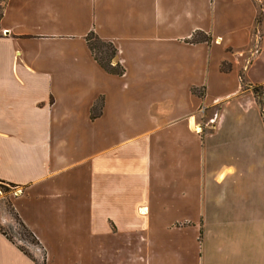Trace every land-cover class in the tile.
<instances>
[{
    "label": "crops",
    "instance_id": "0c3cea01",
    "mask_svg": "<svg viewBox=\"0 0 264 264\" xmlns=\"http://www.w3.org/2000/svg\"><path fill=\"white\" fill-rule=\"evenodd\" d=\"M242 77L264 90V0H6L0 179L47 264H264V119ZM3 204L0 264H36Z\"/></svg>",
    "mask_w": 264,
    "mask_h": 264
},
{
    "label": "trees",
    "instance_id": "16d2710c",
    "mask_svg": "<svg viewBox=\"0 0 264 264\" xmlns=\"http://www.w3.org/2000/svg\"><path fill=\"white\" fill-rule=\"evenodd\" d=\"M6 2V0H5ZM4 2V4H5ZM3 8H4V5L3 7L1 8V11H0V19L3 15ZM260 9L261 6L259 7ZM261 12V10H260ZM259 12L258 16H257V19H256V24L259 25L260 22H261V13ZM202 35V36H200ZM197 36V37H195ZM204 36V37H203ZM199 37V38H198ZM92 38L97 41V47L101 48L102 49V54L103 55V58L101 56L98 55L97 52H95L94 48V44L92 43ZM211 37H209L208 35H205L201 32H199L198 34H195L190 40L191 41H199V40H206V41H210ZM87 43H88V46L94 56V58L98 61V63L108 72L110 73H113V74H118V75H122L124 73V67L122 65V63L119 61V60H116L115 62L113 60H109V61H105V59L108 58V51H110L111 53L115 54L114 57L117 56V53H118V50H117V47L116 45L112 42V41H107V40H104L102 39L96 32L94 31H91L88 35H87ZM222 70H228L230 69V66L229 64L227 63H222V66H221ZM242 83H243V87L245 89H252L253 90V93H255V97L257 99V102L258 104L260 105V108H261V113H262V117L264 119V101H263V98H264V90H263V87L261 85H251V84H248L245 82V80L243 79L242 77ZM193 92H197L200 94V96L202 97L204 95V89H196L195 87L192 89ZM101 109H102V100H98L93 108H92V117H96L100 114L101 112ZM0 183L1 184H9V185H14V186H18L16 185L15 183H11V182H6L4 180H1L0 179ZM11 206H12V203H11ZM12 209L15 211L16 215H17V218L20 220V224L24 227L25 229V234L28 236V237H32L38 244L39 246L43 249L44 251V254L46 253L44 248L42 247L40 241L37 239V237L33 234V232L25 225V223L22 221V219L20 218V216L18 215V213L16 212V210L14 209V207L12 206ZM2 229V228H1ZM3 233L7 235V237L12 240L14 243H16L3 229H2ZM17 244V243H16ZM18 245V244H17ZM18 247L24 252L26 253L27 255H29L35 262L36 264L37 263V260L30 254L28 253L23 247H21L20 245H18ZM46 256V254H45ZM45 260H46V257H45ZM46 264V261L45 263Z\"/></svg>",
    "mask_w": 264,
    "mask_h": 264
},
{
    "label": "rangeland",
    "instance_id": "374dc122",
    "mask_svg": "<svg viewBox=\"0 0 264 264\" xmlns=\"http://www.w3.org/2000/svg\"><path fill=\"white\" fill-rule=\"evenodd\" d=\"M5 0H0V11L1 8L4 5ZM260 24L257 25L256 24V32L257 34L260 33ZM204 34V33H203ZM206 35V34H205ZM202 36V35H200ZM197 37V36H195ZM204 37V36H203ZM199 38V37H198ZM109 41V40H107ZM92 43L94 44L95 48V52L98 53L99 56H101L103 58L102 54V49L97 47V41L95 40V38H92ZM115 54L111 53L110 51H108V58L104 60L107 62L109 60H113L114 62L117 60V57H114ZM252 90V89H251ZM253 92V90H252ZM255 94V93H253ZM264 101V98H263ZM199 131H202V129L199 128ZM22 190L20 187L18 186H14V185H9V184H1L0 183V197L2 200H4V206H5V210L10 214V217L12 218V225L10 226H3L2 229L21 247H23L28 253H30L36 260L38 264H44L46 261L47 264V259L45 260V254L43 249L39 246V244L32 238V237H28L24 232L25 229L24 227L20 224V220L17 218V215L15 213V211L12 209L11 206V201H10V196H14L18 193H20ZM186 224L185 222H176L174 223V226H179L181 227V225ZM42 245V244H41ZM43 247V245H42ZM44 248V247H43ZM46 252V251H45Z\"/></svg>",
    "mask_w": 264,
    "mask_h": 264
}]
</instances>
